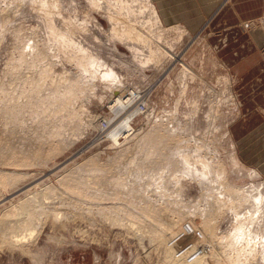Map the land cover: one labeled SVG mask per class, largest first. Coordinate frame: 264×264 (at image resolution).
<instances>
[{
    "label": "rangeland",
    "instance_id": "374dc122",
    "mask_svg": "<svg viewBox=\"0 0 264 264\" xmlns=\"http://www.w3.org/2000/svg\"><path fill=\"white\" fill-rule=\"evenodd\" d=\"M143 1L157 7L158 18ZM234 2L197 0L205 15L196 21L191 17L188 21L182 20L179 4L173 6L177 12L176 18H167L166 10L173 9L174 4L170 0H0V122L3 121L0 123V131L3 130L0 135L5 134L2 140L11 135L9 141L5 142L11 141L8 143L10 148L7 146L6 149L26 152L20 157L29 156L28 159H33L31 154L40 145L42 148L45 146L48 153L49 144L54 141L56 145L63 144L65 150L63 153L61 150L57 156L45 153L47 159L34 157L44 162L37 159L38 163L21 166L22 170L18 165H9L10 169L8 165H0V169L8 173L16 172L20 177L24 176L20 182H16L17 185L0 193V216L14 211L24 202L33 204L37 201V194L40 204L45 193L50 199L47 202L66 206V209L60 206L56 208L70 221L66 229L53 230L48 223L37 231L35 237L30 238L32 241H28L32 254L11 249L10 245L0 247V264H183L185 250H181L182 242L177 241L172 250L178 255L173 256L172 250L152 246L150 233L149 236L140 232L135 234V231L128 234V222L131 224L133 218L123 217L128 221H124L128 225L123 228L106 221L93 209L100 205L105 209V206H113L111 204L144 205L142 202L147 201L145 204L152 203L155 208H162L166 203L175 205V208L180 206L183 211L179 208L176 211L183 214L185 210L184 213L191 216L188 218L192 219V214L201 218L215 208L212 196L221 192L222 184L218 178L220 161H224L228 167L227 181L243 188L245 198H249L250 203L245 207L239 206L237 211L225 212L217 235L220 238L233 235L240 246L247 243L249 247L254 246L257 264H264V0H261V11L257 15L236 23L232 21V16L225 17L227 8ZM185 6L191 7L190 4ZM148 8L151 11L148 12ZM182 15L184 17L186 13ZM150 18L154 24L158 21L159 24L154 25ZM159 34H162L163 40ZM137 35L140 37H135ZM127 36H131L130 39ZM70 43L76 45H67ZM184 64L189 71H185ZM109 73L112 75L109 76ZM116 92H119L118 95ZM133 94L139 99L128 103V108L110 123L114 115L112 102ZM124 117H132V138L122 139L120 145L114 146L110 139L112 128L120 126L119 122ZM163 131L172 132L170 136L180 142L175 145L174 141L169 140L162 146L165 150L160 151L163 148L157 142H149L147 137L149 134H162ZM14 138V141L22 144L25 142L22 145L25 148L31 145L29 152L27 148L20 149V143L15 142L18 148L15 147ZM31 147H36L33 152ZM171 152L173 157L170 158ZM165 156L167 161L163 160ZM159 158L158 164L162 166V162L166 161L162 170L159 169L162 166L154 168L153 165ZM94 159L99 165L91 164L90 160L96 162ZM175 159L184 164L178 167ZM113 162H117L118 166L112 167L110 164ZM93 165L101 169L105 165L111 166L113 169L109 170L108 175L120 177L119 180L122 177L128 179V185L125 182L122 186L114 185V191L110 189L109 192L112 196L108 193L109 188H114L111 185L94 190V183L89 181L99 173L94 175ZM138 165H143L142 173L145 174V181H139L141 183L137 178L142 173L136 174ZM85 166L86 170L83 171ZM87 175L91 178L88 181L85 180ZM76 177L84 178L82 180L91 184L92 187L88 186L90 190L87 187L86 193H81L82 190L80 193L78 190L71 192L70 187H75L77 183L74 180L78 181ZM67 178L71 179V184L67 185ZM203 180L207 181L206 185ZM142 185H146L145 188L142 189ZM101 189L107 191V198H104V192H96ZM118 189L123 192L128 189L132 194L128 190L124 194L127 196L129 193L132 202H114L111 197L115 194L112 192ZM141 190L144 194L139 192ZM68 193L73 194L69 196ZM98 195L102 198L98 199ZM143 195L147 196L146 200ZM133 196L140 202H134ZM108 197L110 200H107ZM32 198L34 202L29 201ZM70 203L87 205L83 208H89L88 204H91L93 216H75L71 209L67 210ZM137 215L141 216L140 212ZM141 219L135 216L136 226H149L147 228L150 229L156 226L154 219L152 226ZM175 222L176 215L161 225L164 228V225ZM236 227H244V237L242 233L236 235ZM152 231L154 233L155 229ZM211 263L215 264V259H211Z\"/></svg>",
    "mask_w": 264,
    "mask_h": 264
},
{
    "label": "bare ground",
    "instance_id": "6f19581e",
    "mask_svg": "<svg viewBox=\"0 0 264 264\" xmlns=\"http://www.w3.org/2000/svg\"><path fill=\"white\" fill-rule=\"evenodd\" d=\"M111 1V0H110ZM115 1V0H114ZM118 1V0H117ZM134 2H136V1H134ZM138 2V1H137ZM144 3L146 2V4H147V2L148 1H143ZM150 2V1H149ZM119 3V2H118ZM127 3V2H126ZM125 3V5H127ZM139 3H142V1L140 2L139 1ZM144 3H143V5H144ZM103 4V3H102ZM99 5V4H98ZM123 5V4H122ZM125 5H123V6H125ZM133 5V4H132ZM141 5V4H140ZM148 5V4H147ZM110 6H112V5H110ZM127 6H129V5H127ZM135 6V5H134ZM138 7H139V5H137ZM99 7V6H98ZM100 7H101V3H100ZM119 7V6H118ZM141 7V6H140ZM147 7V6H146ZM148 7H151L152 8V11H153V13H154V17H156L158 14H157V11H156V8L152 5V3H149V5H148ZM126 9H127V7H125ZM143 8V7H142ZM145 8V7H144ZM143 8V9H144ZM150 8V9H151ZM122 9V8H121ZM132 9V8H131ZM141 9V8H140ZM149 8L147 9V11L148 10H150ZM116 10V9H115ZM114 10V11H115ZM100 11H101V9H100ZM108 11V10H107ZM135 11V10H134ZM151 11V10H150ZM61 12V11H60ZM117 12H118V10H117ZM136 12V11H135ZM149 12V11H148ZM120 13H122V12H120ZM132 13V12H131ZM141 13V12H140ZM109 14V13H108ZM124 14V13H123ZM135 14V13H134ZM149 14V13H148ZM152 14V13H151ZM138 15V14H137ZM141 15V14H140ZM145 15H147V14H145ZM150 15V14H149ZM148 15V16H149ZM116 15H114V17H115ZM139 16V15H138ZM7 17V16H6ZM119 17V16H118ZM124 18H125V16H123ZM147 17V16H146ZM150 17H151V15H150ZM113 18V17H112ZM120 18V17H119ZM153 18V17H152ZM152 18H150L151 19V21H152ZM157 18H158V16H157ZM8 19V18H7ZM109 19V18H108ZM4 20V19H3ZM156 20V19H155ZM109 21V20H108ZM111 21H112V19H111ZM127 21V20H126ZM154 21V20H153ZM152 21V22H153ZM7 22V21H6ZM86 22V21H85ZM116 22V21H115ZM119 22H120V20H119ZM135 22V21H134ZM156 22V21H155ZM112 23H113V21H112ZM147 23V22H146ZM149 23V22H148ZM88 24V23H87ZM153 24H154V22H153ZM152 24V25H153ZM155 24H159V21L157 22V23H155ZM154 24V25H155ZM120 25V24H119ZM147 26H148V24H147ZM87 27V26H86ZM114 27V26H113ZM119 27V26H118ZM127 27V26H126ZM132 27V26H131ZM146 27V26H145ZM144 27V28H145ZM154 27V26H153ZM158 28H160V27H158ZM177 28V27H176ZM157 29V28H156ZM173 29V28H172ZM178 29V28H177ZM181 29V28H180ZM146 30V29H145ZM158 30V29H157ZM160 30V29H159ZM165 30H169V29H165ZM174 30V29H173ZM114 31H116L115 29H114ZM121 31V30H120ZM127 31V30H126ZM131 31H132V29H131ZM130 31V32H131ZM171 31V30H170ZM179 31V30H178ZM181 31H182V29H181ZM87 32V31H86ZM112 32V31H111ZM117 32V31H116ZM119 32V31H118ZM117 32V33H118ZM153 32V31H152ZM161 32H163V33H166L165 31H161ZM176 32V31H175ZM125 32L123 31V34H124ZM159 33V32H158ZM162 33V34H163ZM126 34V33H125ZM127 34H129L128 33V31H127ZM131 34V33H130ZM162 34H159V35H161V37H162ZM180 34V33H179ZM183 34V33H182ZM181 34V35H182ZM136 35V34H135ZM158 35V36H159ZM116 36H117V34H116ZM129 36V35H128ZM127 36V38L128 39H130V37H128ZM122 37V36H121ZM120 37V38H121ZM133 37V36H132ZM135 37H137V38H139L140 36H135ZM168 37V36H167ZM144 38V37H143ZM160 38V37H159ZM181 38H182V36H181ZM69 39H71V38H69ZM124 39H126V38H124ZM132 39V38H131ZM135 39V38H134ZM133 39V40H134ZM154 39V38H153ZM66 40H67V38H66ZM122 40V39H121ZM120 40V41H121ZM127 40V39H126ZM144 40V39H143ZM161 40H163V37H162V39ZM166 40V39H165ZM71 41H73V40H71ZM74 42V41H73ZM128 42V41H127ZM141 42V41H140ZM147 42H148V40H147ZM68 43H69V41H68ZM134 43V42H133ZM132 43V44H133ZM139 43V42H138ZM71 44L72 45H76V44H74V43H70V44H67V45H69V46H71ZM142 44V43H141ZM157 44V43H156ZM159 45V44H158ZM133 46V45H132ZM145 46V45H144ZM67 47V46H66ZM160 47V46H159ZM32 48H35L34 46L32 47ZM71 48V47H70ZM74 48H76V47H74ZM159 49V48H158ZM163 49V48H162ZM27 50V49H26ZM34 50V49H33ZM161 50V49H160ZM189 50V49H188ZM30 51V50H29ZM38 51V49L36 50V52ZM72 51V50H71ZM74 51V50H73ZM85 51V50H84ZM149 51H151V49L149 50ZM172 51V50H171ZM174 51V50H173ZM82 52V51H81ZM85 52H87V51H85ZM155 52H157L156 50H155ZM188 52V51H187ZM71 53H73V52H71ZM159 53V52H158ZM168 53V52H167ZM184 53V52H183ZM83 54H84V52H83ZM86 54V53H85ZM139 54V53H138ZM150 54H152V51L150 52ZM163 54V53H162ZM153 55V57H154V54H152ZM164 55H166V54H164ZM170 55V54H169ZM89 56H91L90 54H89ZM79 58H82V56L80 57V56H78ZM77 57V58H78ZM152 57V56H151ZM157 57H158V55H157ZM160 57H162V56H159V58ZM168 57V56H167ZM83 58H85V57H83ZM158 58V59H159ZM172 58H175V57H173L172 56ZM86 59V58H85ZM163 59V58H162ZM78 60V59H77ZM80 60V59H79ZM92 60H94L93 58H92ZM139 60H141V59H139ZM149 60V59H148ZM81 61V60H80ZM96 61V60H95ZM150 61V60H149ZM158 60H156V62H157ZM162 61V60H161ZM84 62H86V61H84ZM147 62V61H146ZM153 62H155V61H153ZM160 62V61H159ZM178 62V61H177ZM90 64L92 65V66H94L91 62H90ZM89 64V66H91ZM160 65H161V63H159ZM178 64V63H177ZM85 65V64H84ZM101 65V64H100ZM144 65V64H143ZM86 66H87V64H86ZM146 66V65H145ZM155 67H157V66H155ZM171 67V66H170ZM85 68H88V67H85ZM85 68H84V70H85ZM104 68V67H103ZM175 68V67H174ZM183 68L185 69V71H189L190 69L189 68H187L186 66H185V64L183 65ZM89 70V69H88ZM100 70V69H99ZM86 71V70H85ZM96 72V71H95ZM185 73V72H184ZM186 74H189V73H187L186 72ZM97 75V74H96ZM110 75H112V73H109V76ZM181 75V74H180ZM192 75V74H191ZM90 77H91V74L89 75ZM193 76V75H192ZM97 80V79H96ZM33 82V81H32ZM35 82V81H34ZM89 82V81H88ZM110 83V82H109ZM185 83V82H184ZM159 84V83H158ZM89 85V84H88ZM173 85V84H172ZM28 86V85H27ZM90 86V85H89ZM34 87V86H33ZM91 87V86H90ZM227 87V86H226ZM121 88V87H120ZM75 89V88H74ZM110 89H112V88H110ZM127 89V88H126ZM71 90H73V89H71ZM136 90V89H135ZM76 91H77V89H76ZM120 91H121V89H120ZM170 91V90H169ZM226 91V90H225ZM67 92H68V90H67ZM70 92H72V91H70ZM139 92V91H138ZM184 92H186V91H184ZM117 93V95H118V93L119 92H116ZM126 93V92H125ZM8 94V93H7ZM66 94V93H65ZM123 94V93H122ZM139 94V93H138ZM227 94V93H226ZM9 95V94H8ZM117 95H115V96H117ZM121 95V94H120ZM62 96V95H61ZM71 96V95H70ZM124 96H125V94H124ZM94 97V96H93ZM66 98V97H65ZM182 98V97H181ZM104 99V98H103ZM136 99V101H137V99H139V97L138 98H136V95H132L131 97H129V98H126V97H124V98H122V97H119L118 99H115L113 102H112V108H111V111H112V114H114L113 115V119L111 120V122L110 123H113L112 121L115 119V118H118V116L126 109V108H128V106H129V104L128 103H132L134 100ZM222 99V98H221ZM232 102V101H231ZM5 103V102H4ZM7 103V102H6ZM9 103V102H8ZM144 103V102H143ZM195 106V105H194ZM4 108V107H3ZM2 109V108H1ZM150 109V108H149ZM5 111V110H4ZM148 111V110H147ZM129 112V111H128ZM140 111H139V109H138V111H137V113H139ZM13 113V112H12ZM166 113H167V111H166ZM198 113V112H197ZM122 116V115H121ZM120 116V117H121ZM127 116H128V114H127ZM131 118L132 117H124L122 120H120V122L119 123H121V125L120 126H118V127H116V128H112V133L110 134V139L112 140V142H113V144H114V146H116V145H120L121 144V140L122 139H128V138H132V135H131V133H132V131H133V126H132V124H130V121H131ZM5 119V118H4ZM18 119V118H17ZM193 119V118H192ZM12 120V119H11ZM116 120V119H115ZM119 120V119H118ZM6 121H7V119H6ZM19 121V120H18ZM1 122H3V121H1ZM0 122V123H1ZM166 122V121H165ZM214 122H216V121H214ZM119 123H117V124H119ZM8 124V123H7ZM162 124V123H161ZM185 125V124H184ZM190 125V124H189ZM175 127H177L176 125H174ZM178 126H180V125H178ZM4 127V126H3ZM17 127V126H16ZM173 127V126H172ZM184 127V126H183ZM1 128V127H0ZM101 128H102V126H101ZM174 128V127H173ZM178 128V127H177ZM3 129V128H2ZM6 129V128H5ZM179 129V128H178ZM212 129V128H211ZM1 130V129H0ZM12 130V129H11ZM10 130V131H11ZM174 130H177L176 128L174 129ZM3 131V130H2ZM2 131H0V132H2ZM8 131V130H7ZM13 131L14 130H12V133H13ZM179 131V130H178ZM4 133H6V131L4 132ZM8 133V132H7ZM12 133H10V134H12ZM172 132H170V131H163V133L162 134H160V133H155V134H149V136L147 137V139H148V141L149 142H157L159 145H160V147H164V145H166V142L167 141H169V140H171V141H174L175 142V145L178 143V141L180 142V140H177V139H175V138H173V137H171L170 136V134H171ZM108 134V133H107ZM4 136H5V134H3ZM3 135L0 137L1 138V140H0V165H1V167H3L2 165H8V167H9V165H14V167H15V165H16V167H17V165L18 166H30L31 164H36V163H38L39 161L37 160V159H39V158H37V159H35L36 157H43V159L44 158H46V156L45 155H50V156H53V155H56V154H58L61 150H62V153H63V151H65L64 149H63V147H62V145L63 144H61L60 146H59V144L58 145H56L57 143H55L54 144V142H53V144H49V145H51V146H49L50 147V149H49V151H48V153H47V151H45V146H44V148H42L41 147V145H40V147L39 148H37L36 150H34V152H33V149H35V148H32V154H31V157H32V155L35 157H32L33 159H28V157H20V155H22V154H26V152L24 153V152H20L19 150H13V149H6V147L7 146H9L8 145V143L10 144V142H8V143H5L6 141H9L8 139H9V136H11V135H9V136H6L7 138V140L5 139L4 141L2 140L4 137H3ZM6 135H8V134H6ZM146 135H148V134H146ZM182 136V135H181ZM14 137V136H13ZM135 137H137V136H135ZM146 137H144V138H146ZM10 138H12V137H10ZM130 138V139H131ZM143 138V139H144ZM143 139H142V141H143ZM179 139V138H178ZM15 140V138L12 140L14 143L15 142H17V143H20L19 144V148L20 147H24V146H22V145H25L26 143L24 142L23 144L19 141L18 142V140L17 141H14ZM138 140V139H137ZM49 142V141H48ZM13 143V144H14ZM47 143V142H46ZM67 143V142H66ZM65 143V144H66ZM147 143V142H146ZM181 143H182V140H181ZM192 143V142H191ZM13 144H11V147H12V145ZM16 144V143H15ZM14 144V145H15ZM28 144V143H27ZM64 144V145H65ZM67 144H69V143H67ZM17 145V144H16ZM29 145V144H28ZM39 145V144H38ZM29 146H31V145H29ZM28 146V148H30ZM15 147H17L18 148V145L17 146H15ZM65 147V146H64ZM66 147H68V146H66ZM162 147V148H163ZM175 147V146H174ZM9 148H10V146H9ZM13 148V147H12ZM17 148H15V149H17ZM25 148V147H24ZM27 148V147H26ZM25 148V149H26ZM27 148V150H28V152H29V149ZM8 150V151H6V150ZM20 149H23V148H20ZM66 149V148H65ZM68 149V148H67ZM24 150V149H23ZM23 150H21V151H23ZM26 150V151H27ZM159 150V149H158ZM165 149L163 148V150L162 149H160V151H164ZM30 151H31V149H30ZM173 151V150H172ZM5 152H7V155H5L6 153ZM45 153H47V154H45ZM61 153V152H60ZM172 153V152H171ZM161 154V153H160ZM164 153H162V155H163ZM30 155V154H29ZM24 156H26V155H24ZM45 156V157H44ZM49 156V157H50ZM57 156V155H56ZM218 156V155H217ZM166 157V156H165ZM171 157H173V153L171 154V156H170V158ZM21 158H23V159H21ZM161 158V157H160ZM160 158L158 159V160H155V162H156V164L154 163V161L152 162V164L154 165V168L155 167H159V166H162L161 164H158L159 162H160ZM181 158V157H180ZM186 158H187V156H186ZM189 158V157H188ZM42 159V160H43ZM47 159V158H46ZM168 160V158L166 157V158H164L163 157V160ZM39 160H41V159H39ZM41 160V161H42ZM95 160V159H94ZM166 160V161H167ZM185 160H187V159H185ZM236 160V159H235ZM50 161V160H49ZM96 161V160H95ZM115 161V160H114ZM165 161V162H166ZM201 161H203V160H201ZM215 161V160H214ZM42 162H44V161H42ZM89 162V161H88ZM90 162H91V164H96V163H98L97 161L96 162H92V160H90ZM100 162V161H99ZM162 162V161H161ZM164 162V163H165ZM194 162V161H193ZM224 162V161H223ZM223 162H219V165H218V178H220V182H221V184H222V187H221V192H218L217 194H216V196H212V198L214 199V202H215V208L214 209H212L211 211H209L208 213H206L205 215H202V217L201 218H198L199 216H195V217H193V215H195V214H192V219H190V218H188L189 216L188 215H186L185 213V210H184V212H183V214H182V212H180V211H183L182 209L180 210V206L179 207H177V208H179V210L178 211H176V209L177 208H175V205L174 206H171V204L170 205H167V203H166V205L164 206V207H160V208H158V207H156L155 208V206L152 204H145V202H147V201H145L146 199H147V196L146 195H143V197L145 198V196H146V198H145V202H142L143 201V199L141 200V202L144 204V205H138V204H135L134 203V205H126V203L123 205V204H111V205H113V206H109V207H106L105 206V209H103L102 207H104V206H101L99 203V205L100 206H95L94 207V211H96L97 212V214L98 215H100V217H104V219H106V221L108 220V221H111L112 223H113V225H119V227L120 226H123V228H125V226L124 225H126L127 223H125L126 221L123 219V217H125V216H127L128 218H130V219H132L131 220V224L128 222V234H129V232L130 233H132L131 231H135V234H137L138 232H140V233H143V234H152V235H150V238H151V240H150V243H151V245H152V243H153V245L152 246H154V247H157V248H159V247H161V248H164V249H167L168 251H171L175 246H176V243H177V241H179V242H182V244H183V248L181 249V250H185V257H184V263L183 264H212L211 263V259H215V261H216V263L215 264H257V262H256V255L254 254V252L256 251V249H255V247L254 246H252V247H249L250 245H248L249 243H247V245L246 246H240L236 241H235V239H236V237L235 236H233V235H229L228 237H225V238H220V237H218V233H217V228H218V225H219V223L221 222V220H222V218H223V215L224 214H226L229 210H231V211H237V209H238V207L240 206V207H245V206H247L249 203H250V199L249 198H245V191H243V188H238V187H236V186H233L231 183H229L228 181H227V165L226 164H224ZM48 163V162H47ZM138 163V162H137ZM163 162H162V164H163V166L162 167H159V169H163L165 166V164H164ZM175 163L177 164V166L178 167H180V166H182V164H184L181 160H177V159H175ZM180 163V164H179ZM202 163H205V162H202ZM239 163V161L238 162H236V164H238ZM43 164H45V163H43ZM90 164V167H92V165ZM117 164V162H113V163H111L110 165H112V167H113V165H116ZM121 166H123V164L122 163H119ZM130 164V163H129ZM88 165H89V163H88ZM98 165H99V163H98ZM152 165V166H153ZM231 165V164H230ZM34 166V165H33ZM87 166V165H86ZM86 166L83 168V171L84 170H86L85 168H86ZM100 166H102V165H100ZM106 166H108V165H105L104 167L102 166V168L103 169H101L100 167L99 168H96V166H94L93 165V167H95L93 170L95 171H92V177L95 175V173L97 172V173H99V174H96L95 175V177L94 178H90L89 176H90V174H91V172L89 173V176H88V178L87 177H85L86 179L85 180H87L88 181V179H91L89 182H93L94 184H93V187H94V190H95V188L96 189H98L99 187L100 188H102L103 189V187L104 186H107V188H109V186L108 185H111L110 187H114V185L116 186V185H119V186H122L123 184H124V182L126 183L125 185H128L127 183H129V182H126L128 179H123V177L119 180V178L120 177H116V178H114V177H111V176H109L108 175V172H109V170H111L112 171V167L111 166H108V167H111V169L110 168H107ZM117 166H118V164H117ZM143 166V165H142ZM141 165H138V166H136V169H137V172L138 173H136V174H141L143 171V167H142ZM151 166V165H150ZM187 166V165H186ZM5 167V166H4ZM11 167V166H10ZM10 167H9V169H10ZM20 167H18L19 169H20ZM89 166H87V168H88ZM105 167L108 169V171H107V169H106V171L104 170L105 169ZM124 167V166H123ZM233 167V166H232ZM118 168H120V167H118ZM182 168V167H181ZM17 169V168H16ZM89 169V168H88ZM87 169V170H88ZM92 169H90V171L92 170ZM145 169V168H144ZM152 169V168H151ZM180 169V168H179ZM21 170H22V167H21ZM24 170V169H23ZM126 170H127V168H126ZM125 170V171H126ZM89 171V170H88ZM110 171V172H111ZM128 171H129V169H128ZM131 171V170H130ZM93 172H94V175H93ZM109 172V173H110ZM114 172V171H113ZM116 172V171H115ZM208 172V171H207ZM206 172V173H207ZM88 173V172H87ZM87 173H85V174H87ZM205 173V174H206ZM254 173V172H253ZM79 174L80 175H82L80 172H79ZM79 174H76L77 176L79 175ZM117 174V173H116ZM115 174V175H116ZM121 174V173H120ZM123 174V173H122ZM232 174V173H231ZM237 174V173H236ZM79 175V176H80ZM97 175H99V176H97ZM255 174H252V176H254ZM71 176V175H70ZM75 176V175H74ZM123 176V175H122ZM127 176V175H126ZM229 176H230V174H229ZM234 176V175H233ZM23 178H24V176H22ZM22 177H20V175H18L16 172L15 173H8V172H6L5 170H3V169H0V193L2 192V191H7L9 188H12L11 186L12 185H17V183L16 182H20L21 180H20V178L21 179H23ZM25 177H26V175H25ZM62 177V176H61ZM73 177V176H72ZM71 177V178H72ZM82 177V176H81ZM259 177V176H258ZM74 178V177H73ZM72 178V179H73ZM80 178V177H79ZM136 178V177H135ZM233 178V177H232ZM69 178H67V180H68ZM75 179H78L77 177L75 178ZM81 179V178H80ZM80 179H78V181H76V180H74L75 182H77L76 184H74V186L75 187H70V188H68V190L70 189L71 190V192L73 191V190H78V193H80L79 191H81L82 190V192L81 193H83V191H85V193H86V191L88 190V186L90 185L91 186V184H87V181H85V180H82V179H84V178H82L81 180ZM138 182L139 181H141V182H144L145 181V174L144 173H142L140 176H138ZM251 179V178H250ZM255 179V178H254ZM40 180V179H39ZM63 180V179H62ZM64 180H66V179H64ZM207 180V179H206ZM206 180H203L204 181V184L206 185V183H207V181ZM229 180V179H228ZM69 181V182H68ZM66 183H67V185L68 184H71L72 183V181H71V179L70 180H68ZM129 181V180H128ZM62 182V181H61ZM88 182V183H89ZM138 182H137V184H138ZM141 182H139V183H141ZM166 182V181H165ZM64 183H65V181H64ZM74 183V182H73ZM131 183V182H130ZM133 183V182H132ZM39 184V183H38ZM142 184H146V182L145 183H142ZM166 184V183H165ZM254 184V183H253ZM66 185V186H67ZM113 185V186H112ZM130 185V184H129ZM136 185V184H135ZM139 185V184H138ZM48 186V185H47ZM62 186V185H61ZM60 186V187H61ZM65 186V185H64ZM63 186V187H64ZM70 186V185H69ZM78 186V187H77ZM86 186V187H85ZM137 186V185H136ZM141 186V185H140ZM146 186V185H145ZM145 186H143L142 185V189H143V187L145 188ZM261 186V185H260ZM34 187V186H33ZM88 187V188H87ZM92 187V186H91ZM257 187V186H256ZM255 187V188H256ZM54 188V187H53ZM106 188V187H105ZM253 188V187H252ZM32 189V188H31ZM63 189V188H62ZM65 189H67V187H65ZM92 189V188H91ZM102 189L101 190H96V192L98 193V194H100L101 192H104V195L103 196H105L106 195V197H104V198H107V194L109 193V192H111V190L110 189H112L113 191H114V189H115V187L114 188H109V190L110 191H108V193H107V191L106 190H103L102 191ZM254 189V188H253ZM257 189H258V187H257ZM19 190H21V189H19ZM69 190V191H70ZM89 190H90V188H89ZM93 190V189H92ZM93 190V191H94ZM108 190V189H107ZM128 190V189H127ZM127 190H125L124 192H126ZM135 190V189H134ZM159 190V189H158ZM157 190V191H158ZM160 190H162V189H160ZM261 190H262V188H261ZM48 191L49 190H47L46 192L48 193ZM61 191H63L64 192V190H61ZM129 191V190H128ZM127 191V192H128ZM177 191V190H176ZM223 191H225V193H223ZM10 192H12L11 190H10ZM16 192V191H15ZM30 192V191H29ZM52 192V190L49 192V194ZM55 192H57V191H55ZM67 192V191H66ZM65 192V193H66ZM100 192V193H99ZM124 192L122 191V190H120V189H118L116 192H112L113 194H115V196H113V198L111 197V199L112 200H114V202L115 201H125L126 202V200H129L130 202H132L131 200H130V198H132V196H128L129 195V193H131L130 191H129V193L127 194V196L124 194ZM138 192V191H137ZM136 192V193H137ZM141 194H144V191L143 190H141V191H139ZM19 193V192H18ZM40 193V192H39ZM54 193V192H53ZM73 193H76V191H74ZM72 193V194H73ZM92 193H95V191L94 192H92ZM106 193V194H105ZM210 193V192H209ZM211 193H212V191H211ZM4 193H2V195H3ZM12 194V193H11ZM16 194V193H15ZM15 194H14V196H15ZM22 194V193H21ZM28 194H30V193H28ZM28 194H27V196H28ZM34 194V193H33ZM61 194V193H60ZM70 193H68V195H69ZM72 194H70V195H72ZM132 194V193H131ZM134 194H135V192H134ZM10 195V194H9ZM38 195L39 194H37V197H35L36 199H37V201H38V199H39V197H38ZM69 195V196H70ZM76 195H77V193H76ZM76 195H74V196H76ZM79 195H81V194H79ZM87 195V194H86ZM89 195V194H88ZM109 195H111L110 193H109ZM108 195V196H109ZM43 197H41L43 200L41 201L40 200V204L35 200V202H34V197L32 198V199H29V201L30 200H33V202L34 203H37V204H32V202L30 203V202H22L23 204H20L19 206H15L16 208L15 209H13L14 211H11V212H7V214H4L3 216H0V247H3V246H6V245H10L12 248L11 249H18L20 252H22V253H24V254H32V248H31V246H29V243H28V241H29V239L32 237V238H34L35 237V233L37 234V231H41L42 229H43V226H45V225H47L48 223H50L49 225L51 226V228L54 230V229H60V228H67L68 227V224H69V218L67 217V216H65L62 212H60V211H58L59 209H57L56 207H63L62 209H66V206L65 205H63L62 206V204L61 205H59V206H56V202L55 203H53V201H50V202H47L48 200H50L49 199V197H47V196H49V195H45V193H44V195H42ZM54 196V195H53ZM52 196V197H53ZM57 196V195H56ZM56 196H55V198H56ZM60 196V195H59ZM97 196V195H96ZM99 196V195H98ZM112 196V195H111ZM153 196V195H152ZM156 196V195H155ZM154 196V197H155ZM5 196H3V198H4ZM26 197V196H25ZM29 197V196H28ZM51 197V196H50ZM61 197V196H60ZM68 197V196H67ZM67 197L66 198H64V199H67ZM72 197V196H71ZM70 197V198H71ZM85 197H87V196H85ZM100 197V198H99ZM99 197H97L98 199H101L102 197L101 196H99ZM110 197V196H109ZM108 197V198H109ZM134 197V196H133ZM151 197V196H150ZM153 197V198H154ZM8 198H10V197H8ZM8 198H7V200H8ZM14 198V197H13ZM30 198V197H29ZM40 198V199H41ZM78 198H79V196H78ZM81 198V197H80ZM80 198H79V200H80ZM89 198H91V196L89 197ZM135 198V201L134 202H137L138 200H136V197H134ZM25 199V198H24ZM58 199H60V198H58ZM72 199V198H71ZM77 199V198H76ZM88 199V198H87ZM86 199V200H87ZM93 199V198H92ZM95 199V198H94ZM141 199V198H140ZM139 199V200H140ZM6 200V199H5ZM19 200V199H18ZM70 200V199H69ZM90 200V199H89ZM96 200V199H95ZM102 200H104V199H102ZM102 200H100V201H102ZM107 200H110V198L109 199H107ZM106 200V201H107ZM132 200H133V198H132ZM150 200H152V199H150ZM156 200V199H155ZM25 201H27V199L25 200ZM77 201V200H76ZM83 201V200H82ZM94 201V200H93ZM105 201V200H104ZM129 201H127V203L129 202ZM158 201V200H157ZM70 202H71V200H70ZM103 202V201H102ZM113 202V201H112ZM138 202H140V201H138ZM174 202H175V200H174ZM201 202H202V200H201ZM5 203V202H4ZM63 203V202H62ZM65 203H66V201H65ZM72 203V202H71ZM71 203L69 204V206L67 207L68 209L67 210H70L71 209V211L73 212V213H75L74 215L75 216H77V217H84V216H90V215H92L91 214V212H92V209H90L91 208V204H88L89 206V208H83V206L85 207V206H87V205H83V206H81V205H79V204H76V205H71ZM85 203V202H84ZM109 203V202H108ZM169 203H170V201H169ZM213 203V202H212ZM64 204V203H63ZM83 204V203H82ZM97 204V205H98ZM102 204V203H101ZM104 204V203H103ZM130 204V203H129ZM132 204V203H131ZM172 204H174V203H172ZM71 205V206H70ZM178 205V204H177ZM156 206H157V204H156ZM212 206V205H211ZM252 206V205H251ZM262 206V205H261ZM59 207V208H60ZM10 208V207H9ZM93 208V207H92ZM158 208V209H157ZM251 208V207H250ZM4 209V208H3ZM211 209V208H210ZM70 211V212H71ZM140 212V214H141V216H139V215H137V214H139V212ZM188 212V211H187ZM226 212V213H225ZM4 213H6V212H4ZM68 213V212H67ZM72 214V213H71ZM187 214H190V213H187ZM2 215V214H1ZM73 215V216H74ZM124 215V216H123ZM174 215H176V218H177V222H175L173 225H164V228L162 227V225H161V223H165V222H167V219H170V217L171 216H174ZM187 217H185V216ZM263 215V214H262ZM93 216V215H92ZM135 216H138V219H141V218H143L144 219V221L145 222H148V223H151V226L153 225V223H152V219H154V224L156 225L155 227L157 228H152V229H150V228H147V227H149V226H145L146 227V229H145V227L144 228H142V227H138V226H136L135 224V221H134V219H135ZM191 217V216H190ZM76 218V217H75ZM126 218V217H125ZM127 218V219H128ZM161 218H164V220H162ZM225 218V217H224ZM143 219H141V220H143ZM259 219V218H258ZM71 221H73V219L71 220ZM105 221V220H104ZM125 221V222H124ZM138 221V220H137ZM57 222V223H56ZM140 221H138V223H139ZM107 223V222H106ZM137 223V224H138ZM143 223V222H142ZM148 223H146L147 225H148ZM109 224V223H108ZM141 224V223H140ZM144 224V223H143ZM139 225V224H138ZM142 226V225H141ZM157 226H160V227H157ZM220 226V225H219ZM135 227H137V228H135ZM220 228V227H219ZM237 229L235 230V233H236V235H237V233L238 234H240V233H242V235L241 236H245L244 234H243V232H244V227H236ZM155 229V231H154V233H153V231L152 230H154ZM259 229V228H258ZM125 230V229H124ZM21 231H22V233H21ZM80 231V230H79ZM258 231V230H257ZM260 232V231H259ZM263 232V231H262ZM19 233V234H18ZM21 233V234H20ZM42 233V232H41ZM125 234V233H124ZM127 234V235H128ZM190 234V235H189ZM84 235H85V233H84ZM148 235V236H149ZM34 236V237H33ZM141 236H144V235H142L141 234ZM147 236V237H148ZM220 236V235H219ZM260 237V236H259ZM31 238V239H32ZM30 239V240H31ZM244 239H246V237L244 238ZM34 240H36V239H34ZM247 240V239H246ZM32 241V240H31ZM152 241V242H151ZM28 244H27V243ZM261 243V242H260ZM31 245V244H30ZM258 245V244H257ZM9 248V247H8ZM153 248V247H152ZM249 248H250V250H249ZM1 249V248H0ZM17 250V251H18ZM260 250H261V248H260ZM167 251V252H168ZM175 250H172L171 251V254L173 255V256H176V255H178V253L177 252H174ZM258 251V250H257ZM256 253V252H255ZM259 253V252H258ZM181 258H180V260H182V256H180ZM261 257V256H260ZM192 258V259H191ZM194 258H195V260H194ZM190 259V260H189ZM192 261H194V262H192Z\"/></svg>",
    "mask_w": 264,
    "mask_h": 264
},
{
    "label": "crops",
    "instance_id": "0c3cea01",
    "mask_svg": "<svg viewBox=\"0 0 264 264\" xmlns=\"http://www.w3.org/2000/svg\"><path fill=\"white\" fill-rule=\"evenodd\" d=\"M174 1V4H172V7L179 4L180 10L183 13H186V15L183 17L181 14L182 20H190L191 17L195 18V21L197 18H203V15H205L202 11L201 8H199L197 4V0H178L177 2L175 0H170ZM216 0H206V2H214ZM186 4H190V8H186ZM215 7V5H214ZM213 7V8H214ZM226 9V8H225ZM224 9V10H225ZM228 9L227 16H232L234 19L232 20L233 22L235 21L238 22L240 20H243L244 18H249V17H254L261 11V0H235L234 4L231 5ZM223 10V11H224ZM176 13L175 8L173 9H167L166 10V16L167 18H176ZM179 13V12H178ZM181 20V19H180ZM179 20V21H180ZM230 21V22H232ZM245 60V58H244ZM243 63V62H242Z\"/></svg>",
    "mask_w": 264,
    "mask_h": 264
},
{
    "label": "built area",
    "instance_id": "2783aa9c",
    "mask_svg": "<svg viewBox=\"0 0 264 264\" xmlns=\"http://www.w3.org/2000/svg\"><path fill=\"white\" fill-rule=\"evenodd\" d=\"M142 107H144V106L142 105Z\"/></svg>",
    "mask_w": 264,
    "mask_h": 264
}]
</instances>
